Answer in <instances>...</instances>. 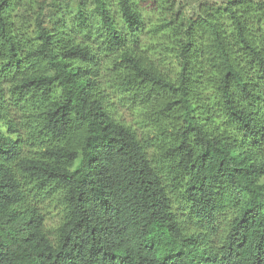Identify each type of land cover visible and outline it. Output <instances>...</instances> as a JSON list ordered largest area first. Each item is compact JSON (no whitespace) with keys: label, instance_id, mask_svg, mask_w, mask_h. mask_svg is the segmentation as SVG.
Instances as JSON below:
<instances>
[{"label":"trees","instance_id":"trees-1","mask_svg":"<svg viewBox=\"0 0 264 264\" xmlns=\"http://www.w3.org/2000/svg\"><path fill=\"white\" fill-rule=\"evenodd\" d=\"M111 1L0 0V264H264V0Z\"/></svg>","mask_w":264,"mask_h":264},{"label":"rangeland","instance_id":"rangeland-1","mask_svg":"<svg viewBox=\"0 0 264 264\" xmlns=\"http://www.w3.org/2000/svg\"><path fill=\"white\" fill-rule=\"evenodd\" d=\"M111 10L114 13V16L117 20V23L121 29H124L123 21L121 14L119 12L117 3L115 0L111 1ZM103 83L107 91L112 94L114 103L119 108V112L122 114L123 118L135 126L138 131L142 134L144 129H147L146 125L150 121L146 119L145 107L143 106L140 99H134L125 93H116L115 92V81L113 79V73L108 69L104 70L103 73ZM149 129V128H148ZM154 135V134H153Z\"/></svg>","mask_w":264,"mask_h":264}]
</instances>
